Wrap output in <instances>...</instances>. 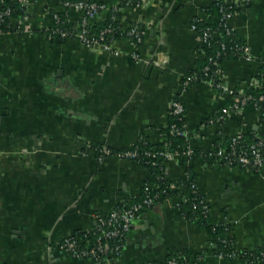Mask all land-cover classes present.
Instances as JSON below:
<instances>
[{
	"label": "crops",
	"instance_id": "crops-1",
	"mask_svg": "<svg viewBox=\"0 0 264 264\" xmlns=\"http://www.w3.org/2000/svg\"><path fill=\"white\" fill-rule=\"evenodd\" d=\"M3 1L25 4L26 11L13 20L21 33L0 36V264H88L54 247L140 196L148 179L145 167L98 158L94 147L125 151L140 141L161 144L174 98L184 106L193 149L261 132L258 112L249 105L209 121L238 99L264 62V0L252 1L228 22L252 60L228 57L219 64L224 93L184 78L197 74L205 58L193 20L226 0H140L134 7L124 5L129 0H95L105 9L92 24L114 12L123 29L147 26L139 44L116 40L117 55L77 38L51 41V11L64 12L58 0ZM164 167L172 185L190 171L188 181L209 207L207 225L226 224L236 251L264 248V167L253 171L201 159H184L183 165L172 159ZM181 201L174 195L142 213L119 258L106 264L164 262L173 255L194 264H246L215 256L206 225L179 215Z\"/></svg>",
	"mask_w": 264,
	"mask_h": 264
},
{
	"label": "built area",
	"instance_id": "built-area-1",
	"mask_svg": "<svg viewBox=\"0 0 264 264\" xmlns=\"http://www.w3.org/2000/svg\"><path fill=\"white\" fill-rule=\"evenodd\" d=\"M137 1L139 2L137 5H140L141 1ZM252 1L253 0L225 1L224 4H226L230 10L223 13L221 21L227 34L235 35L234 30L228 25V22L232 17H234L239 9L248 6ZM21 6L25 7V4H21ZM63 8L69 9L68 11L71 12L75 17H78L80 21L77 24L76 30L74 32L68 34L65 31L56 29L53 31V34L59 33L62 38H65L69 35L71 37L70 40L77 38L84 46L93 50L102 49L113 52L114 55H117L118 53L113 51V44L116 40L127 39L135 45L141 43V41L146 36L147 26L137 23L130 25L127 29H123L120 25L118 29L108 26L98 35L97 38H95L94 36L88 35L87 29L89 25L92 24V21L98 16V14H100V12L105 9L103 5L96 4L92 1H77L65 2L63 4ZM5 18H11L10 9L0 5V24L4 22ZM54 18L55 20L58 19L57 17ZM66 20H68V17ZM191 28L192 30L200 33L199 37L201 45H209L208 39L211 36L209 29L199 30V28L194 24H192ZM115 33L119 35V38L116 39L112 37L110 40H106V34L113 35ZM6 34H9V32H6L0 28V36H4ZM230 50L233 54H236L239 57L245 58L248 61L252 60L247 45L236 44ZM225 51L226 47L222 45L221 52L217 54V57H219L221 54L225 55ZM208 62L214 67V69L211 70L209 66L206 67L203 70V79L201 82L209 83L223 93L227 92V88L224 86L222 79L219 78V64L217 61L213 60V58H208ZM262 63L264 64V62ZM262 77L264 78V72ZM188 80L190 82H194L196 80V76L190 77ZM189 81H185V85L189 84ZM260 85L261 80L255 78L250 81V84L247 88H258ZM263 100L264 98L262 96L259 97L258 100H255L242 91L237 100H234V102L229 107L221 109L219 116L213 120H210L209 123H218L220 119L227 115L230 111L240 110L247 105L258 111L257 102ZM169 115L173 117V120L180 122L183 120L185 109L180 100L171 101L169 106ZM260 131L261 135L256 136L254 142L243 146L239 150L237 149V145L243 140L241 134L231 137L229 152L226 153L224 149L211 148L208 150V156L214 157L212 160L215 161V163L226 167H240L243 169L260 171L264 167V118L262 119L260 125ZM169 133L172 136L184 138L186 142H188V147L184 152L179 153L178 150H175L174 152L165 150L158 153L146 152L145 156H150L152 158L160 157L163 159L164 163L172 159L178 160L179 158L185 159L187 161L191 160V156L193 154V148L191 144L192 142L189 139V133L186 130L185 125L182 127H177L175 124H173L170 126ZM104 154L106 156L109 155L108 150L104 149ZM114 157L133 161L138 156L136 152L127 151L119 153ZM203 158L205 157L203 156ZM151 164L156 165L155 162H152ZM191 188H194V184L191 185ZM170 189H175V185H171ZM145 191H147V189H145ZM154 205H156L155 199L145 195L142 201L138 203H134L128 207L127 205H124L121 209H114L105 216L97 217L94 228L92 229L93 233L97 234L95 244H90L88 241H85V247L81 249L80 246L83 242L82 239L67 236L61 240L62 244L60 247V252L77 260L88 258V264H106L108 261H115L121 254V251L124 247V240L133 222L140 218L144 210L151 208ZM199 205L202 206L203 215L209 212V207L203 198L200 199ZM109 241H112L113 245H110ZM217 257L225 259V257L221 254H219ZM228 257L231 259H237L235 253L228 254ZM259 257L264 259V252H261ZM145 264H150V262ZM167 264H177V262L175 260H170Z\"/></svg>",
	"mask_w": 264,
	"mask_h": 264
},
{
	"label": "trees",
	"instance_id": "trees-1",
	"mask_svg": "<svg viewBox=\"0 0 264 264\" xmlns=\"http://www.w3.org/2000/svg\"><path fill=\"white\" fill-rule=\"evenodd\" d=\"M77 1H86V2H94L96 4H99L95 0H58V5L63 8V4L65 2H77ZM255 1V0H253ZM139 2L134 0H129L124 2L125 4H128L129 6H136ZM225 1H217L214 2L210 7L205 9L203 13V18H195L192 22V24L196 25L199 30H205L209 29L210 31V38L208 39L209 45H201L202 52L204 53V63L201 67L199 72H196L197 74H189L184 79H188L193 76H196V80L194 82H201L203 79V70L206 67H210L211 70L214 69L212 65L209 64L208 58H213V60L217 61L218 64H220L223 60H225L228 57H235L239 58L238 55L233 54L230 50L234 45H246L242 43L241 41L237 40L235 35L233 34H227L225 28L223 27V23L221 21L222 15L225 12H228L230 8L227 7L226 4H224ZM0 5H2L5 8L10 9V16L11 18H5L4 22L0 24V28H2L4 31L9 33H21L23 31L22 25L15 27L13 25L12 20L20 19L25 16V7L21 6L19 3H12L8 1L0 0ZM101 5V4H99ZM64 9V8H63ZM69 9H64V12H56L51 11V20L49 28L46 30L47 37L56 43H63L71 39V37L68 35L65 38H62L59 33H54L53 31L62 30L66 33H71L76 30L77 24L79 23L80 19L78 17H75L74 22H70L69 17ZM54 17H57L58 19L55 20ZM68 17V20H66ZM117 17L115 16V13L109 12L107 13V16L104 20H99L91 25H89L87 32L88 35L94 36L95 38L98 37V35L108 26H111L112 28L119 27V23L117 22ZM198 35L200 36V33L196 31ZM112 37L119 38V35L116 33L106 34V40H110ZM226 47V54L220 55L217 57V54L221 52V46ZM264 72V64L262 63L260 66V69L258 71V74L256 75L257 79L261 80V85L258 88H246L244 90L245 94L248 96H251L253 99L258 100L259 97L264 98V78L262 77V74ZM239 98V97H238ZM173 100H178V98H174ZM257 112H258V123L259 128L262 122V119L264 118V100L257 102ZM175 124L177 127H182L185 125V115L183 120L177 121L173 120V117L169 115V123L164 131V140L161 144L158 145H150L147 144L144 141H140L136 146L129 150L125 151H113L109 148H103V147H94L96 149V155L98 158H102L106 156L104 154V149L108 150L110 156H115L119 153L127 152V151H133L137 153V158L133 160L135 164L141 165L145 167L148 170V179L145 184V188L143 190V193L135 198L134 200H131L128 202L127 207L142 201L145 195H148L151 198H154L156 201V204L162 203L166 200H168L170 197L176 195L179 196L183 201L180 202V204L177 206L179 215L191 222H197L201 225H206V231L207 235L209 237V244L213 247V253L215 256H218L219 254L223 255L225 259H230L228 257V254L235 253L237 258L243 260L246 264H264V259L259 257L261 252H264V248L253 250V251H244V252H238L233 248L232 240L228 234V227L226 224H218L217 226H210L207 225V220L209 218V212L207 214L203 215L202 206L199 205L200 199L203 197L201 196L198 188L196 185H194V188H191V183L188 181L186 176H191L190 171L186 168V176H183L184 178L177 181L175 184V189H170V186L172 183L166 179L165 175V167H164V161L160 157L152 158L145 156L146 152L150 153H158L165 150H169L171 152H174L175 150H178L179 153L184 152L186 148L188 147V142L184 138L178 137V136H172L169 133L170 126ZM243 137V140L241 143L237 145V149H241L243 146L250 144L251 142H254L256 136L261 135V132L257 133H249V134H241ZM189 139L191 142H195L192 136L189 134ZM230 144H231V138L219 141L214 143L209 149H224L227 152L230 151ZM209 149H203L200 147H195L193 149V154L191 156V160H197L201 159L203 162L206 163H215L212 159L214 157L208 156V150ZM203 156L205 158H203ZM179 163L181 165L184 164V159L179 158ZM155 162L156 165H152L151 163ZM189 173V174H188ZM178 186H183V191L181 189H178ZM147 189V191H145ZM145 191V192H144ZM208 205V204H207ZM195 206V207H194ZM123 206L118 207L117 209H121ZM150 209V208H148ZM146 209V210H148ZM146 210H144L142 213H144ZM72 237L80 238L83 240L82 245L80 246L81 249L85 247V241H88L90 244L96 243L97 234H94L93 231L81 233L78 235H74ZM62 241L59 242V245L54 248L60 251ZM110 245H113L112 241H109ZM83 260H87L88 258H82ZM103 260V258H102ZM170 260H175L177 264H194L190 263L189 259L185 256H169L164 262H158L153 261L150 262V264H167Z\"/></svg>",
	"mask_w": 264,
	"mask_h": 264
}]
</instances>
